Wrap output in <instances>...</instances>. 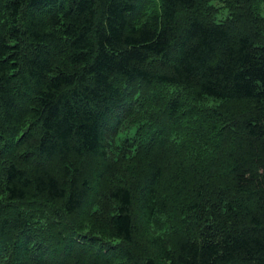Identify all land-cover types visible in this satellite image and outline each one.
<instances>
[{
	"label": "trees",
	"instance_id": "trees-1",
	"mask_svg": "<svg viewBox=\"0 0 264 264\" xmlns=\"http://www.w3.org/2000/svg\"><path fill=\"white\" fill-rule=\"evenodd\" d=\"M261 1L0 0V264H264Z\"/></svg>",
	"mask_w": 264,
	"mask_h": 264
},
{
	"label": "rangeland",
	"instance_id": "rangeland-1",
	"mask_svg": "<svg viewBox=\"0 0 264 264\" xmlns=\"http://www.w3.org/2000/svg\"><path fill=\"white\" fill-rule=\"evenodd\" d=\"M223 10H225V9H223ZM259 10L264 15V2L263 1H261L259 3ZM225 12H226V10L223 11V12H221V13H219L218 14V17H222L225 14ZM243 23H245L244 25L247 26V23L246 22H243Z\"/></svg>",
	"mask_w": 264,
	"mask_h": 264
}]
</instances>
